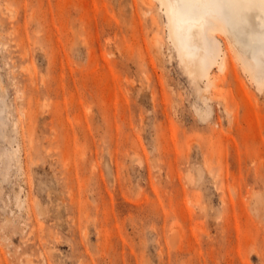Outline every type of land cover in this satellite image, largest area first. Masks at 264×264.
<instances>
[{
	"label": "rangeland",
	"instance_id": "1",
	"mask_svg": "<svg viewBox=\"0 0 264 264\" xmlns=\"http://www.w3.org/2000/svg\"><path fill=\"white\" fill-rule=\"evenodd\" d=\"M213 36L200 71L158 0H0V264H264V85Z\"/></svg>",
	"mask_w": 264,
	"mask_h": 264
},
{
	"label": "bare ground",
	"instance_id": "2",
	"mask_svg": "<svg viewBox=\"0 0 264 264\" xmlns=\"http://www.w3.org/2000/svg\"><path fill=\"white\" fill-rule=\"evenodd\" d=\"M158 1L167 18L169 37L187 67L195 65L200 71H207L211 66L208 59L209 48L212 47L217 53L220 51L219 43L213 36V31H219L232 38L233 42L230 41L234 54L250 78L257 84L264 85V66H262L264 55H262L260 45L264 14L260 11V0H215L224 5H234L235 7L230 9L231 15L220 16L216 9H209L198 22L191 24L187 23L170 6L176 0ZM193 2H204V0H193ZM246 3H251L253 7H240ZM241 16L244 17L243 24L240 23ZM236 46L241 48L248 58L242 56ZM220 67H222L221 64Z\"/></svg>",
	"mask_w": 264,
	"mask_h": 264
},
{
	"label": "snow or ice",
	"instance_id": "3",
	"mask_svg": "<svg viewBox=\"0 0 264 264\" xmlns=\"http://www.w3.org/2000/svg\"><path fill=\"white\" fill-rule=\"evenodd\" d=\"M170 6L173 7L176 13L189 24L198 22L209 9H216L218 15L228 17L231 15L230 9L235 7L234 5H224L217 3L215 0H204V2H193V0H176V2ZM240 7L252 8L253 5L251 3H246ZM260 11L262 14H264V0H260ZM240 23H244L243 16L240 17ZM260 45L262 55H264V25H262L261 28ZM262 66H264V61H262Z\"/></svg>",
	"mask_w": 264,
	"mask_h": 264
}]
</instances>
